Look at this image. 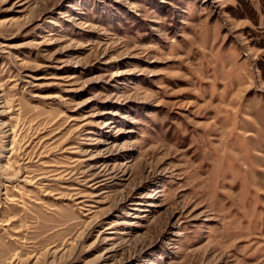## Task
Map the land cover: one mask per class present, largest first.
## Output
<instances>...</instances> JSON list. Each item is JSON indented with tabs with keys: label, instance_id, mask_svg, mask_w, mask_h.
<instances>
[{
	"label": "rangeland",
	"instance_id": "obj_1",
	"mask_svg": "<svg viewBox=\"0 0 264 264\" xmlns=\"http://www.w3.org/2000/svg\"><path fill=\"white\" fill-rule=\"evenodd\" d=\"M0 264H264V0H0Z\"/></svg>",
	"mask_w": 264,
	"mask_h": 264
}]
</instances>
